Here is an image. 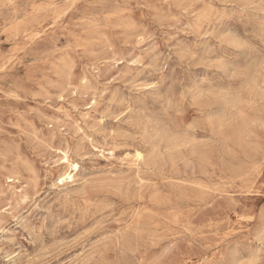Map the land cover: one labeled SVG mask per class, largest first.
<instances>
[{"label":"rangeland","instance_id":"obj_1","mask_svg":"<svg viewBox=\"0 0 264 264\" xmlns=\"http://www.w3.org/2000/svg\"><path fill=\"white\" fill-rule=\"evenodd\" d=\"M0 264H264V0H0Z\"/></svg>","mask_w":264,"mask_h":264},{"label":"bare ground","instance_id":"obj_2","mask_svg":"<svg viewBox=\"0 0 264 264\" xmlns=\"http://www.w3.org/2000/svg\"><path fill=\"white\" fill-rule=\"evenodd\" d=\"M211 84V83H210ZM203 131V130H202ZM154 134V133H153ZM110 155V154H109ZM64 160L66 162V165H68L72 170L76 171L77 170V164L73 161H70L67 157H64Z\"/></svg>","mask_w":264,"mask_h":264}]
</instances>
